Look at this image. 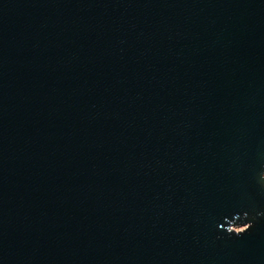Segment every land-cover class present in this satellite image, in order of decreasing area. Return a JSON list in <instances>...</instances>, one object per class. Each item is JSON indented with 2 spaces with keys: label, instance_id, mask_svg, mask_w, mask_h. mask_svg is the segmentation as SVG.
Returning a JSON list of instances; mask_svg holds the SVG:
<instances>
[{
  "label": "water",
  "instance_id": "water-1",
  "mask_svg": "<svg viewBox=\"0 0 264 264\" xmlns=\"http://www.w3.org/2000/svg\"><path fill=\"white\" fill-rule=\"evenodd\" d=\"M262 171L264 0H0V264H264Z\"/></svg>",
  "mask_w": 264,
  "mask_h": 264
},
{
  "label": "clouds",
  "instance_id": "clouds-1",
  "mask_svg": "<svg viewBox=\"0 0 264 264\" xmlns=\"http://www.w3.org/2000/svg\"><path fill=\"white\" fill-rule=\"evenodd\" d=\"M260 180L264 181V171L260 172L259 174ZM253 224L252 222H247V223H231L227 228L226 232L229 235H236V236H241L244 233H246L248 230L252 228Z\"/></svg>",
  "mask_w": 264,
  "mask_h": 264
}]
</instances>
